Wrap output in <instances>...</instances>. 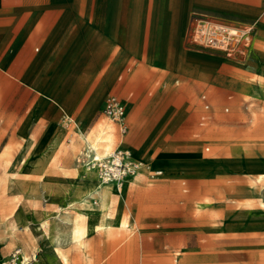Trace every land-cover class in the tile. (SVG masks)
I'll return each mask as SVG.
<instances>
[{
    "label": "rangeland",
    "instance_id": "obj_1",
    "mask_svg": "<svg viewBox=\"0 0 264 264\" xmlns=\"http://www.w3.org/2000/svg\"><path fill=\"white\" fill-rule=\"evenodd\" d=\"M134 1L99 0L101 12L105 5L109 6L108 16L114 19L113 32H110L101 13L102 25L111 41L118 39L122 8L125 3L130 8ZM136 2L141 52L146 51L151 32L158 45L165 42L163 50L159 47L157 60L152 64L143 54L136 55L142 60L141 67L127 74L119 84L116 79L120 70L111 75L101 69V74L95 75L89 87L79 95L72 113H60L53 119L67 130L58 151H34L30 148V139L22 136L24 131L29 132L33 127L23 128L31 102H27L26 110L19 107L21 92L12 90L13 86L7 81L9 77L4 79L0 76V264H64L56 255V247H60L68 257V264H98L95 257L101 245L111 248L101 264H264V204H261L264 178L259 176L264 175V163L259 161L264 159V0L260 3L263 9L257 21L252 23L234 22L210 11L223 7L245 8L254 3L253 0ZM201 20L255 27L251 48L253 56L245 74L241 70L245 69L242 59L228 58L222 51L195 41L194 31ZM123 24H128L126 17ZM123 30L121 27V33ZM126 30L129 48L134 51L138 41ZM168 45L177 48L176 57L178 51L183 53L186 63H192L204 77L209 70L204 63L216 65L213 74L195 85L192 77L178 65L166 64L170 53ZM255 48L258 50L256 57ZM198 59L204 63L196 61ZM149 61H152L151 54ZM178 79L180 83L176 85ZM157 80L167 88H154ZM150 91H153L152 95ZM132 92L134 96L127 102L129 126L126 146L133 150L130 151L134 159L145 167L151 163L168 175L169 161L152 160L165 158L159 154L168 148L174 153L196 154L204 159L199 162L204 169H209L216 159L257 160L250 164L251 170L257 172L249 176L217 174L199 177L185 170L183 174H176H181L179 176L168 178L164 175L161 178H168L167 190L160 186L163 180L149 178V169L145 172L147 177L132 176L130 181L133 182L126 190L128 202L123 213L131 226L124 230L107 229L100 235L90 234L84 248L71 238L70 229L62 222L65 213L61 219H56L62 234L50 232L51 220L44 218L43 212L56 216L59 202L52 194L60 190L49 189L52 192L50 200L42 189L39 188L37 193L34 183L52 175L61 180L68 177L66 181L71 186L77 166L81 164L78 154L84 145L76 132L85 124L81 132L88 141L94 140L104 130L113 133L115 127L104 113L105 98L113 94L126 101ZM203 94L210 100L213 111V121L206 128L199 126L202 112L200 97ZM229 95H233L231 101L227 99ZM55 101L62 105L60 99L55 98ZM227 106L230 111L225 113ZM71 119L75 120L74 125L70 123ZM161 121L160 130L150 140L152 131ZM112 133L106 137L111 138ZM206 147L211 151L206 152ZM41 161L45 164V173L36 172ZM182 179H186L189 185V193L184 198L180 187ZM157 190L166 191L168 202L162 204L152 199L155 198L152 192ZM116 196L119 195L115 193L113 197ZM182 198L184 204L180 205ZM136 202H141L138 206L143 207L142 210H138L140 207H136ZM155 205L163 210H155ZM96 206L99 210V205ZM178 222H183L184 228H178ZM178 231L183 235L178 237ZM134 232L136 234L131 237ZM156 238L167 242L162 249H155L158 246L154 243Z\"/></svg>",
    "mask_w": 264,
    "mask_h": 264
},
{
    "label": "crops",
    "instance_id": "obj_2",
    "mask_svg": "<svg viewBox=\"0 0 264 264\" xmlns=\"http://www.w3.org/2000/svg\"><path fill=\"white\" fill-rule=\"evenodd\" d=\"M253 1L254 3L247 5L245 8L223 7L212 9L210 12L234 22H256L257 16L260 15L263 9L260 5L263 0ZM122 10V18L119 23L117 35L118 39L116 40L114 38L115 40L111 41L105 30V26L102 25L103 22H101V6L99 0H0V76L4 77V79H6L5 77H9L7 81H9L8 84L13 86L12 90L21 92L19 107L26 110L28 105L27 102H31L27 111L28 118L23 128L25 129L27 126L33 127L29 132L24 131L22 137L30 139L29 141L32 143L30 148L34 151H58L61 148L65 136L67 135V130L53 119L60 113H72L79 95L89 87V82L95 75L101 74V69L106 73L109 72L111 75L116 74L120 70L116 79V83L119 84L124 80L127 74L141 67L142 60L136 55L143 54V57L151 64L155 63L157 60L156 53L159 51V47L161 49L164 48L165 42L159 43L160 45H158L153 39V32H151L148 47L146 51L141 52L140 25L137 19L138 4L136 0L130 8L127 7L125 3ZM125 17L128 22L127 25L123 24V19ZM121 27L124 28L122 39ZM253 28L255 29V27ZM126 29H128L131 36L138 41L136 50L134 51L129 48L130 40ZM151 48L153 49L152 52L150 51ZM168 49L170 53L168 54V61L166 64L169 66L178 65L186 74L192 77V81L195 85L204 81L205 77L206 80H208V76L213 74L216 65L204 63L202 59L196 60L209 67L204 77L197 67L192 66V63H186L183 53L178 51V56H175L177 48L168 45ZM254 52L256 57L258 50L255 48ZM149 54H151L152 61H149ZM252 54L251 50L250 57L241 62L242 66L245 67V69H241L244 70V74L247 69L246 66L250 63V59L253 56ZM176 59L178 60L176 61ZM123 64L125 65L122 68ZM179 83V79L175 81L176 85H179ZM153 86L154 88H166V85L160 80L155 81ZM152 92L153 91H150L149 94L152 95ZM110 96L115 95L109 94L105 98L104 106L106 99ZM133 96L134 93L132 92L129 94L126 101H122L126 105V108L127 102H129ZM55 98L60 99L62 105H59L55 101ZM227 99L231 101L233 95H229ZM200 100L202 112L199 117V126L201 128H206L213 121L212 105L206 94L201 95ZM130 105L132 106L133 103L131 102ZM206 105L209 106L208 109L205 108ZM63 108L67 110V113ZM229 111L230 107L227 106L225 108V113ZM71 121L74 125L75 120L71 119ZM110 123L115 127V131L113 133L110 130L103 131L100 133L101 136L99 134L94 140H91L93 143L86 140V137L81 132L85 124L80 127L76 135L84 145L80 149L78 157L87 148H94L99 155H105L119 146L120 135L118 127L113 122L110 121ZM162 124L163 121L158 123L154 128L150 140L160 130ZM109 133H112L110 137L113 139L106 137ZM126 136L121 143L122 148L129 149L133 152L132 149L126 146ZM112 140H116V144H114ZM57 142H60V144L56 146L55 144ZM172 151L173 150L168 148L163 149L159 155H165V158L156 157L152 159L157 161H169L171 163L169 164L168 175L163 173L161 177L155 180L163 178L164 175L168 178L179 176L185 173V170L191 175L199 177L214 176L217 174H243L249 176L257 172L252 171L250 165L257 160L246 162L230 159H216V162L210 165L209 169H204L203 165L199 163L204 159L198 158L196 154L174 153ZM205 151L210 152V147H206ZM180 155L184 156L181 157ZM259 161L264 163V159H260ZM44 166L45 164L41 161L36 172L45 173ZM78 166L85 174L86 172L93 173V171H96H87L82 164ZM181 167H185L186 169H182L181 171ZM32 172H34V169ZM47 172L49 173L48 169ZM180 172L181 174L176 175ZM34 175L38 176L37 173H34ZM74 175L75 174L72 176ZM50 176H45V180L40 179L39 182H35L34 189L37 190V193L39 188L42 189L44 195H47L51 200L49 189L56 188L64 192L65 189H68L70 186L66 181L68 177L62 178L61 180L52 175ZM138 177H147V173L139 174ZM168 178L161 179L163 181L160 183V186L165 190H167L165 185L168 183ZM132 182L133 181H130L127 184V188H129ZM231 182L232 181H229L228 183ZM259 184L261 183L259 182ZM180 187L182 197L184 198L189 193L188 181L182 179ZM165 190L153 191L152 194L155 198L152 199L160 201L162 204L165 201L168 202ZM183 198L179 202L180 205L184 204ZM120 199L119 196L113 197L111 212L119 210L118 217H123L125 205L128 202L126 193L124 201L121 202ZM138 204L140 205L141 202H136V207H140ZM158 208L160 207L154 206L155 210H163ZM142 209L143 207L138 208L139 211ZM153 215L157 216L156 213ZM163 217L162 220L165 219ZM180 227L184 228L183 222H181V224L178 222V228ZM102 232L105 231L91 228L89 236L90 234L100 235ZM135 234L136 232L132 233L131 237ZM182 235L183 232L178 231L177 236L180 237ZM154 240V243L158 244L155 248L156 250L162 249V246L167 243L163 238H156ZM159 243H161V245ZM109 251H111V248L106 249L104 245L98 247L95 257L98 264L104 261L106 252ZM101 252L103 254H101Z\"/></svg>",
    "mask_w": 264,
    "mask_h": 264
},
{
    "label": "built area",
    "instance_id": "obj_3",
    "mask_svg": "<svg viewBox=\"0 0 264 264\" xmlns=\"http://www.w3.org/2000/svg\"><path fill=\"white\" fill-rule=\"evenodd\" d=\"M254 37V28L251 26L208 20L199 21L194 31L195 41L206 47L222 51L228 58H240L243 61L251 55ZM205 108L208 109L209 106L206 105ZM104 113L111 122L117 125L120 144L110 153L101 155L100 158L95 149L87 148L79 155V163L87 171L97 170L103 184L112 183L120 188L127 176L139 175L147 172L148 169L150 179L155 180L161 177L162 171L145 167L143 163L134 159L130 150L122 148L121 143L128 132L126 105L116 96H110L106 99Z\"/></svg>",
    "mask_w": 264,
    "mask_h": 264
},
{
    "label": "bare ground",
    "instance_id": "obj_4",
    "mask_svg": "<svg viewBox=\"0 0 264 264\" xmlns=\"http://www.w3.org/2000/svg\"><path fill=\"white\" fill-rule=\"evenodd\" d=\"M109 10V6L105 5L103 7V13H101L103 20H105V23L108 25L107 30L113 32L114 19H111L108 16ZM55 145H59V142H57ZM96 154L99 158L101 157L97 151ZM148 167L152 170L157 169L151 163ZM77 169L78 170L75 175L74 183L69 187L68 190H65L64 192L53 190L55 192H53L52 195H54L55 199L59 202V212L56 214V216L51 217L48 212H43V214L44 218L51 220L50 232L56 231L58 235H61L62 230L58 226L56 219H61L62 213H65L66 216L61 220L70 229L71 238L79 241L80 243H78L85 248L86 239L89 237L91 228L105 231L107 229L124 230L131 226L130 221L127 218H124L125 216L118 217L119 210L111 212V204L113 202V195L115 193L119 195L121 202L124 201L127 184L132 179V176H127L124 179L123 186L120 188L119 186L112 183L103 184L100 174L97 170L93 171V173L86 172L85 176H82V171L80 172L79 166H77ZM259 176L260 179L264 178L263 174H260ZM97 204L99 205V210H97ZM261 204H264L263 196H261ZM262 206L264 207V205ZM200 208H202V205H200ZM55 250L58 259H60L64 264H68V257L63 253L62 249L60 247H56ZM25 260L29 259L25 257Z\"/></svg>",
    "mask_w": 264,
    "mask_h": 264
}]
</instances>
